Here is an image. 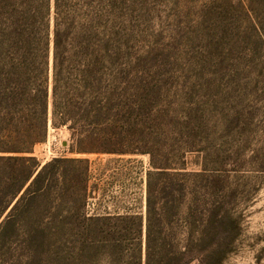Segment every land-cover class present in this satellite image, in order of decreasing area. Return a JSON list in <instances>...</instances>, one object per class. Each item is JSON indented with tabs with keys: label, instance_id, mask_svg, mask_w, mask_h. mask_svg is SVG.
Returning <instances> with one entry per match:
<instances>
[{
	"label": "rangeland",
	"instance_id": "374dc122",
	"mask_svg": "<svg viewBox=\"0 0 264 264\" xmlns=\"http://www.w3.org/2000/svg\"><path fill=\"white\" fill-rule=\"evenodd\" d=\"M113 1L128 122L112 147L147 153L71 154L70 131L51 128L36 156L89 159V190L77 183L38 199L21 233L1 242L0 264L137 263L134 250L114 256L88 219L145 216L148 173L165 163L221 180L232 240L224 264H264V0Z\"/></svg>",
	"mask_w": 264,
	"mask_h": 264
},
{
	"label": "trees",
	"instance_id": "16d2710c",
	"mask_svg": "<svg viewBox=\"0 0 264 264\" xmlns=\"http://www.w3.org/2000/svg\"><path fill=\"white\" fill-rule=\"evenodd\" d=\"M113 7V0H0V244L21 233L54 188L89 190V159L36 156L51 128L70 131L71 154L147 153L112 147L128 122ZM154 166L145 216L95 215L88 228L100 227L114 256L134 250L135 264H144L145 228V264H224L232 240L221 180L186 164Z\"/></svg>",
	"mask_w": 264,
	"mask_h": 264
}]
</instances>
